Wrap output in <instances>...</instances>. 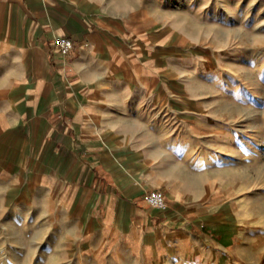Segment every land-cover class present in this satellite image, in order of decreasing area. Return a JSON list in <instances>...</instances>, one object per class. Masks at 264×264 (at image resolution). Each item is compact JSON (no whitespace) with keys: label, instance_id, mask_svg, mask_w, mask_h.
I'll list each match as a JSON object with an SVG mask.
<instances>
[{"label":"crops","instance_id":"crops-1","mask_svg":"<svg viewBox=\"0 0 264 264\" xmlns=\"http://www.w3.org/2000/svg\"><path fill=\"white\" fill-rule=\"evenodd\" d=\"M206 1L0 0L7 219L51 222L73 252L96 259L224 264L249 257L247 237L232 244L239 227L229 205L187 201L144 144L162 136L141 132L158 125L142 117L145 105L170 99L162 108L182 112L186 104L172 100L173 62L182 56L173 48L182 38L177 22L204 13ZM59 36L73 43L65 55L54 43ZM150 190L164 194V209L147 205Z\"/></svg>","mask_w":264,"mask_h":264},{"label":"rangeland","instance_id":"rangeland-1","mask_svg":"<svg viewBox=\"0 0 264 264\" xmlns=\"http://www.w3.org/2000/svg\"><path fill=\"white\" fill-rule=\"evenodd\" d=\"M206 2L204 13L177 22L172 100L186 104L182 112L162 108L170 99L145 105L142 117L158 125L141 132L162 136L144 144L187 201L238 211L232 244L247 237L249 257L224 264H264V9L258 0ZM3 200L0 191V264H149L132 254H77L51 222L7 219Z\"/></svg>","mask_w":264,"mask_h":264},{"label":"built area","instance_id":"built-area-1","mask_svg":"<svg viewBox=\"0 0 264 264\" xmlns=\"http://www.w3.org/2000/svg\"><path fill=\"white\" fill-rule=\"evenodd\" d=\"M54 43L62 55L67 54L73 47L71 39L67 36H59L54 39ZM144 200L152 208L164 209L166 199L160 190H150L145 193Z\"/></svg>","mask_w":264,"mask_h":264},{"label":"bare ground","instance_id":"bare-ground-1","mask_svg":"<svg viewBox=\"0 0 264 264\" xmlns=\"http://www.w3.org/2000/svg\"><path fill=\"white\" fill-rule=\"evenodd\" d=\"M223 183H224V182H223ZM224 184H225V183H224ZM231 185H232V183H231ZM219 186H220V185H219ZM223 186H224V185H223ZM235 189H237V188L235 187ZM227 199H228V198H227ZM234 200H235V199H234ZM213 202H214V201H213ZM228 202H229V201H228ZM219 204H220V203H219ZM219 204H218V205H219ZM220 208H221V207H220ZM225 208H226V207H225ZM227 208H228V205H227ZM237 212H238V211H237ZM237 212H235V213H237ZM231 216H232V215H231ZM234 219H235V217H234ZM236 221H237V220H236ZM236 221H235V222H236ZM237 222H238V221H237Z\"/></svg>","mask_w":264,"mask_h":264}]
</instances>
